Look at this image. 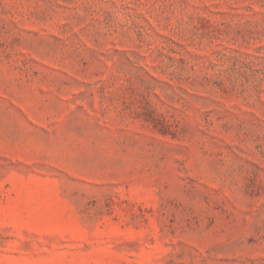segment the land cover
<instances>
[{
  "label": "rangeland",
  "instance_id": "374dc122",
  "mask_svg": "<svg viewBox=\"0 0 264 264\" xmlns=\"http://www.w3.org/2000/svg\"><path fill=\"white\" fill-rule=\"evenodd\" d=\"M0 264H264V0H0Z\"/></svg>",
  "mask_w": 264,
  "mask_h": 264
}]
</instances>
